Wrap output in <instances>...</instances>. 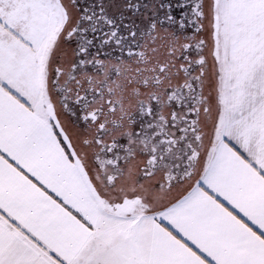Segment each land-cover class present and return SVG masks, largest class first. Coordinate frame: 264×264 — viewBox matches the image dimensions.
Listing matches in <instances>:
<instances>
[{
	"label": "snow or ice",
	"instance_id": "6c2138e0",
	"mask_svg": "<svg viewBox=\"0 0 264 264\" xmlns=\"http://www.w3.org/2000/svg\"><path fill=\"white\" fill-rule=\"evenodd\" d=\"M0 264H264V0H0Z\"/></svg>",
	"mask_w": 264,
	"mask_h": 264
}]
</instances>
